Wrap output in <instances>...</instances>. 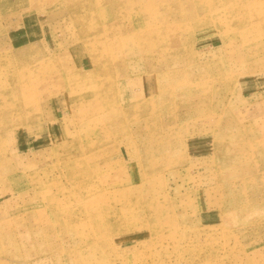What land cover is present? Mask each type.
Wrapping results in <instances>:
<instances>
[{
  "label": "rangeland",
  "instance_id": "rangeland-1",
  "mask_svg": "<svg viewBox=\"0 0 264 264\" xmlns=\"http://www.w3.org/2000/svg\"><path fill=\"white\" fill-rule=\"evenodd\" d=\"M122 1L0 0V264H264V0Z\"/></svg>",
  "mask_w": 264,
  "mask_h": 264
},
{
  "label": "crops",
  "instance_id": "crops-1",
  "mask_svg": "<svg viewBox=\"0 0 264 264\" xmlns=\"http://www.w3.org/2000/svg\"><path fill=\"white\" fill-rule=\"evenodd\" d=\"M29 43V42H28ZM27 46H28V44H27ZM27 46H25V47H27ZM30 46V45H29ZM45 49H46V52H49V50H48V48L50 49V47L49 46H47V48L46 47H44ZM45 51V50H44ZM59 58H60V60H61V57H58V58H55V61H58L59 60ZM54 60V59H53ZM63 62H64V60H62V64H63ZM52 69H54L53 67H52ZM56 69V68H55ZM82 69V68H81ZM89 73V72H88ZM48 75H50L49 73H48ZM46 75H42V77L44 78ZM89 77H90V75H88ZM93 76L94 75H92V77L91 78H93ZM61 77V75L60 74H57V75H55V77H52L51 78V76H49V78H46V79H42L43 80V85H42V87H41V89L39 90V93L42 95V96H44L43 95V93L46 91V90H48L49 89V87L50 86H52V87H59L60 88V83L56 86V84H55V86L53 85V82H54V80L56 79V81L57 82H59V79H61L60 78ZM45 81L46 82H48V83H45ZM78 85H79V87L81 86L80 85V83H78V80H77V82H76V84H75V87L74 88H71V93L75 96L76 95V89L77 88H79L78 87ZM142 86H143V88H142ZM85 87V86H84ZM91 87H92V85H90V87H88V89L90 88L91 89ZM116 87H117V90H116ZM127 86L125 85L124 86V89L122 88V89H120L119 90V88H118V85H116L115 86V94H117V91H118V94L120 95V98L117 96L116 97V103H117V105L118 106H124V105H126L125 103H126V98L127 99H131L130 97V94H135V92L136 91H139V89H140V87L142 88V89H144L145 90V92H147L148 91V87L149 86H147V85H144V84H142V82L140 81V84L139 85H135V86H129V87H127ZM86 88V87H85ZM121 88V87H120ZM147 90V91H146ZM91 91H93V89L91 90ZM91 91H90V93H91ZM79 92V91H78ZM77 92V93H78ZM35 95H33V100H34V102L35 101H37L38 100V96H37V94H38V91L36 90L35 91V93H34ZM40 94H38V95H40ZM52 94H55V92L54 93H52ZM130 96V97H129ZM145 98V97H144ZM114 101H115V98H114ZM124 104V105H123ZM115 107V106H114ZM49 111H48V115H50V111L52 110V108H50V107H46ZM111 115V114H110ZM65 119H66V117H65ZM85 125H86V123H85ZM60 127V126H59ZM66 130H68V128L66 127ZM61 133H64V131H63V129L61 130Z\"/></svg>",
  "mask_w": 264,
  "mask_h": 264
},
{
  "label": "bare ground",
  "instance_id": "bare-ground-1",
  "mask_svg": "<svg viewBox=\"0 0 264 264\" xmlns=\"http://www.w3.org/2000/svg\"><path fill=\"white\" fill-rule=\"evenodd\" d=\"M123 1H125V0H123ZM122 1V2H123ZM120 2V1H119ZM114 3V2H113ZM100 4V3H99ZM110 4V3H109ZM141 7V6H140ZM122 9H123V7H122ZM142 9V8H141ZM103 14V13H102ZM104 15V14H103ZM105 17V16H104ZM102 36V35H101ZM136 37V36H135ZM119 44V43H118ZM112 46V45H111ZM113 48V47H112ZM119 49V48H118ZM140 51V50H139ZM120 52V51H119ZM113 54V53H112ZM115 56V55H114ZM112 58V57H111ZM112 60V59H111ZM115 61V60H114ZM153 89V88H152Z\"/></svg>",
  "mask_w": 264,
  "mask_h": 264
}]
</instances>
